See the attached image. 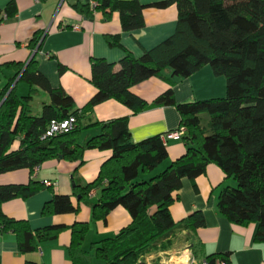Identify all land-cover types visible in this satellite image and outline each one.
Here are the masks:
<instances>
[{
	"label": "trees",
	"instance_id": "16d2710c",
	"mask_svg": "<svg viewBox=\"0 0 264 264\" xmlns=\"http://www.w3.org/2000/svg\"><path fill=\"white\" fill-rule=\"evenodd\" d=\"M91 1L96 5L77 3L73 7L86 18L101 11L109 20L118 12L126 32L145 26L143 11L147 6L139 0ZM171 3L177 6L178 23L167 40L139 58L127 51L118 68L105 59L92 60L91 82L96 93L82 109L63 89L50 86L38 70L36 55L0 92V174L19 169L33 172L51 159L83 164L88 149L112 152L94 182L75 186L73 195L80 197L78 204L73 196L55 192L42 209L44 216L77 213L90 190L98 188L93 221H106L118 207L130 214L131 222L118 234L93 242L89 250L83 248L89 225L73 226L68 247L73 264H91L93 257L103 264H147L141 259L171 250L178 233L189 236L204 227L202 211L175 221L170 207L183 180L188 178L195 185L210 164L217 165L226 179L234 182L220 192L219 213L237 225L256 224L254 240L264 243V0H169L152 6L164 8ZM15 14V0H11L7 8L0 9V24ZM42 37L37 33L31 41L33 51ZM111 44L120 45L116 38ZM206 65L226 78V96L177 103L173 91L176 82ZM12 66L18 64L6 65ZM153 77L167 81L169 88L149 104L132 89ZM19 83L29 87L27 95H18ZM39 89L50 101L37 115L30 102ZM107 100L119 101L133 114L153 106L176 107L181 117L179 129L185 130L180 137L186 148L184 154L167 165L164 135L135 142L128 118L84 125V113ZM69 117L76 119L72 131L45 138L51 120ZM99 126L98 135L79 143L83 131ZM16 143L18 147L14 148ZM42 188L41 181L34 178L27 184L0 185V227L15 235L22 255L56 240L66 228L51 225L32 229L28 221L9 218L2 212L3 203L29 198ZM218 258L230 264L229 254H215L206 261L214 264Z\"/></svg>",
	"mask_w": 264,
	"mask_h": 264
},
{
	"label": "crops",
	"instance_id": "0c3cea01",
	"mask_svg": "<svg viewBox=\"0 0 264 264\" xmlns=\"http://www.w3.org/2000/svg\"><path fill=\"white\" fill-rule=\"evenodd\" d=\"M10 1L0 0V9L7 8ZM139 1L147 6L143 11L145 26L126 32L118 12H114L109 20L105 19L101 11L95 12L93 18H86L73 7L77 3L88 4L91 0H15L16 14L6 17L0 24V92L20 68L24 70L36 55L38 70L50 86L63 89L73 98L77 108L82 109L96 93L91 82L93 59H105L115 63L118 68L127 51L139 58L145 51L155 48L175 33L178 23L176 4L158 8L152 5L169 0ZM37 33L43 37L34 54L37 49L33 51L30 44ZM115 38L120 45L111 44ZM10 63H17L18 67H6ZM168 88L167 81L153 77L134 86L132 91L152 104ZM173 91L179 104L223 98L227 94V80L224 76L216 75L211 66L206 65L191 76L178 80ZM28 92L26 84H18L19 96H25ZM49 101L46 92L37 90L30 102L33 113L40 115L44 104ZM118 118H128L135 142L175 132L181 122L174 106H153L133 114L131 109L117 100L97 104L92 111L84 113L82 122L89 125ZM100 132V126L83 131L79 143L84 144ZM166 146L169 153L167 165L186 150L181 138L168 140ZM17 147L18 143L14 145V148ZM111 156L112 152L108 150L88 149L84 153L83 164L79 161L51 159L41 164L36 174L29 169L0 174V185L27 184L31 178L43 184V188L29 198H16L3 203L1 209L5 216L26 220L32 229L51 225L66 227L56 240L46 242L37 251L26 255L19 252L13 233L0 234V264H73L68 251L73 226L89 225L83 242L85 250H89L93 242L114 237L127 226L131 216L123 207L113 210L106 221L92 220L98 188L90 190L77 213L56 216L42 214L44 205L53 198L55 192L73 196V202L78 204L80 197L73 195L75 186L84 187L94 182ZM227 185H234V182L227 180L215 164L207 167L205 174L196 179L195 185L188 178L183 180V186L170 207L171 215L175 221H180L195 211H202L205 226L189 236L186 232L178 233L175 241L184 238L189 256H194L198 263L215 254H229L230 264H264V243L254 240L257 225L231 223L218 211L220 192ZM91 264L103 263L93 257Z\"/></svg>",
	"mask_w": 264,
	"mask_h": 264
},
{
	"label": "built area",
	"instance_id": "2783aa9c",
	"mask_svg": "<svg viewBox=\"0 0 264 264\" xmlns=\"http://www.w3.org/2000/svg\"><path fill=\"white\" fill-rule=\"evenodd\" d=\"M96 2L95 1H91V6H95ZM75 29H77V27H74ZM76 126V119L75 117H69L63 120H56L53 119L49 122L48 127L46 129L45 132V138H50V137H54L58 134H62V133H68L70 131H72ZM185 130L183 128L178 129L175 132H171L168 133L166 135L163 136V140L165 142H167L168 140L171 139H177L180 138L183 134H184ZM40 167H36L34 169V174H36L38 172ZM46 184H50L48 182H45ZM4 233H11V231L8 232H4L2 230V228L0 227V234H4ZM180 264H208L207 261H203L198 263L197 260L194 258V256H189V259L183 263ZM214 264H228L226 261L224 260H216V262Z\"/></svg>",
	"mask_w": 264,
	"mask_h": 264
},
{
	"label": "rangeland",
	"instance_id": "374dc122",
	"mask_svg": "<svg viewBox=\"0 0 264 264\" xmlns=\"http://www.w3.org/2000/svg\"><path fill=\"white\" fill-rule=\"evenodd\" d=\"M185 239L175 241L173 248L167 252L152 253L141 259L147 264H180L189 259V252L185 246Z\"/></svg>",
	"mask_w": 264,
	"mask_h": 264
},
{
	"label": "water",
	"instance_id": "95a60500",
	"mask_svg": "<svg viewBox=\"0 0 264 264\" xmlns=\"http://www.w3.org/2000/svg\"><path fill=\"white\" fill-rule=\"evenodd\" d=\"M39 49V48H38ZM38 49L34 52V54L38 51Z\"/></svg>",
	"mask_w": 264,
	"mask_h": 264
}]
</instances>
